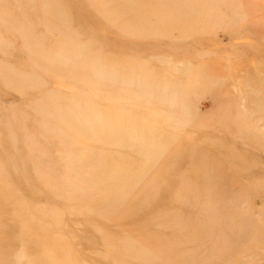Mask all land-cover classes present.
<instances>
[{
  "label": "rangeland",
  "instance_id": "obj_1",
  "mask_svg": "<svg viewBox=\"0 0 264 264\" xmlns=\"http://www.w3.org/2000/svg\"><path fill=\"white\" fill-rule=\"evenodd\" d=\"M0 264H264V0H0Z\"/></svg>",
  "mask_w": 264,
  "mask_h": 264
}]
</instances>
